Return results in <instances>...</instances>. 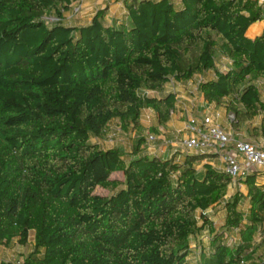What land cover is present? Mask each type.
I'll return each instance as SVG.
<instances>
[{
  "label": "trees",
  "instance_id": "trees-1",
  "mask_svg": "<svg viewBox=\"0 0 264 264\" xmlns=\"http://www.w3.org/2000/svg\"><path fill=\"white\" fill-rule=\"evenodd\" d=\"M80 2L0 0V246L33 235L20 261L0 264H190V240L207 249L197 264H264L258 173L239 180L245 215L241 192L224 200L227 174L207 163L195 169L208 154L161 159L141 148L143 137L129 153L90 141L113 119L141 132L144 108L164 125L176 102L167 83L195 76L204 101L233 115V130L260 117L252 135L264 133L254 83L264 79V32L246 36L264 8L257 0H121L119 21L108 22L104 7L85 26L62 24ZM233 228L234 246L224 237Z\"/></svg>",
  "mask_w": 264,
  "mask_h": 264
},
{
  "label": "crops",
  "instance_id": "crops-1",
  "mask_svg": "<svg viewBox=\"0 0 264 264\" xmlns=\"http://www.w3.org/2000/svg\"><path fill=\"white\" fill-rule=\"evenodd\" d=\"M257 2L259 5H261L262 8H264V0H257ZM104 7L108 8V13L106 16V19L108 20V22L119 21L123 19L125 16L126 10L122 5L121 0H81L79 16L76 15L77 14L76 13L74 18L68 19L73 16L72 14H68V12L72 13V9L65 10L62 13V24L66 26H72V27L85 26L89 23L95 11L97 9H101ZM262 32H264V20L257 21L251 24L246 31V36L249 38H254L260 35ZM217 61H218V65L222 64L223 67L224 66L226 67L228 65V61L224 58H218ZM211 76L212 75L208 74V77H211ZM201 79H202L201 76H195L193 77V79L188 80L186 83H179V82L167 83L166 91H172L175 94L176 102H175L174 113H172L170 120L164 125L158 124L157 117L149 108L142 109L141 111L142 131L141 132H145V135L142 136L144 138V141H145V136L148 133H154L157 135V141L153 144V146H155L156 148L160 147V145L162 144L161 139H166L169 142H172L174 146L177 145V147H173L169 145H167V147L165 148L161 147L159 150H157V152L152 154L150 152V149L147 150V145L145 144V142H143V144L141 145V148L144 151H146L148 154L158 156L161 159H168L173 156L175 160H180L182 156L186 154V152L182 150V148L179 146V143L181 142V140L187 137V133L184 131V127H185L186 122L189 120H195L198 123H205L206 121L214 122L218 124L221 128H223L225 131L232 132L233 135L237 138L245 139V140L252 141L258 144H262L261 142H264V138H262L264 137V133H260L257 137H254L252 135L253 133L252 129L254 125L251 126L250 133L247 132L248 126H244L242 129L233 130L230 126V122L227 119V115L229 112H227L222 107H216L213 104H208L204 101L201 93L199 92L197 88V83ZM150 93L155 94L153 92H150ZM147 111H149V113L152 114L151 115L152 119L148 121L153 122L151 124L153 125L151 128H154L155 131L151 130V128L150 130H147V131L144 130L146 126H144L143 122L147 123L148 121L143 120L142 116L143 114L145 115ZM115 120L117 119H113L111 122ZM129 131L130 130H122L120 133L118 130V132H116L115 134H111L114 136L113 137L114 139L112 138L114 142L113 141L109 142L111 146L102 145V142H101V139L103 140L105 139L107 135H109L107 134V131L102 137L91 138L92 140L90 139V141L97 142L102 149L120 148L124 151V153H129L132 146L136 143V141L132 142L129 139L127 140L128 137L133 136V134L130 135ZM134 132L136 131L134 130ZM118 142H121V145L123 148H121V145L117 144ZM150 148H152V146ZM187 153L192 154L194 152H187ZM208 155L211 156V158H207L203 160L200 166H202V164L204 163H207L214 168H219L220 165H219V161L217 157L213 154H208ZM256 181L257 183L264 184V179H262L260 176H258ZM241 186L244 187L243 191L240 189ZM236 191H239L243 194V198L241 199V201H243L244 206L241 208V204L239 203V208L246 215L248 211V202L245 197L246 187L244 184H239L238 186H235V187H232L229 185L228 192L224 200H227ZM222 215L223 213L221 214L220 218L217 219L218 221L215 219V225L216 223L218 225L222 222ZM257 241H258L257 239H253V242L257 243ZM15 259L16 258L12 260L9 257L7 258L0 257V260H5V261L7 260L14 261Z\"/></svg>",
  "mask_w": 264,
  "mask_h": 264
},
{
  "label": "built area",
  "instance_id": "built-area-1",
  "mask_svg": "<svg viewBox=\"0 0 264 264\" xmlns=\"http://www.w3.org/2000/svg\"><path fill=\"white\" fill-rule=\"evenodd\" d=\"M178 1V0H175ZM80 4L73 7V13H77ZM54 22L56 19L50 17ZM51 21V22H52ZM49 23L48 21H46ZM144 93V92H143ZM142 93V94H143ZM233 115L228 113L227 119L231 122ZM184 131L187 137L179 143L184 152H194L196 154H213L219 161L218 170L227 174L231 183L230 186L235 187L241 184L239 180L251 172H256L264 179V142L258 144L245 139L237 138L230 131H225L214 122L198 123L195 120L186 122ZM162 144L156 148L153 144L157 141V135L148 133L145 136V144L147 150L154 154L161 147L173 146L172 142L161 139ZM152 148H150L151 146ZM224 237L232 246L239 243V230L233 228L229 232L224 233ZM200 238L208 239L207 233L201 235ZM17 264L20 262L17 261Z\"/></svg>",
  "mask_w": 264,
  "mask_h": 264
},
{
  "label": "rangeland",
  "instance_id": "rangeland-1",
  "mask_svg": "<svg viewBox=\"0 0 264 264\" xmlns=\"http://www.w3.org/2000/svg\"><path fill=\"white\" fill-rule=\"evenodd\" d=\"M79 13H80V9H79V11L77 12V14L76 13H73V7H72V13L71 12H68V14H72L73 16L72 17H70V18H68V19H71V18H74V16H75V14L76 15H78L79 16ZM45 21H48V22H51L52 21V19L49 17V16H47V17H45ZM53 22V21H52ZM220 67H221V69H225V66L223 67L222 66V64H220L219 65ZM254 83L258 86V88H259V92H260V96H261V99L262 100H264V79H256V80H254ZM169 86V85H168ZM145 94L146 95H149V96H152V95H155V94H151L150 92H145ZM152 114L151 113H149V111H147L146 112V114L144 115L143 114V116H142V119L143 120H151L152 119V116H151ZM259 118L260 117H256L252 122H250V123H248L246 126H248L247 127V132L248 133H250L251 131V126H255V125H258V123H259ZM153 122H151V121H148L147 123H145V122H143V124H144V126H146L145 128H144V130L145 131H147V130H150V128L153 126V125H151ZM119 128V129H118ZM118 130H119V132L121 133V131L123 130V129H121V127H120V124H119V121L118 120H115V121H113V122H111L110 124H109V127H108V130H107V134H109V135H107L106 137H105V139H101V142H102V145H107V146H111V144L109 143L110 141H113L112 140V138L114 137L113 135H111V134H115L116 132H118ZM126 130H130L129 132H130V135L131 134H133V136L132 137H128L127 138V140L129 139L130 141H136L137 140V138H139V136H140V134H141V136L140 137H142L143 135H145V132H141V133H139V132H134V130H132L131 128H129V129H126ZM134 132V133H133ZM120 135V134H119ZM262 138H264V137H262ZM114 139V138H113ZM144 139V138H143ZM92 140V139H91ZM260 141H261V139H260ZM114 142V141H113ZM117 144H119V145H121V142H118ZM121 148H123L122 147V145H121ZM126 149V148H125ZM201 163H199V164H196V165H194V167H195V169H197V170H200L201 169ZM111 178H118V179H122L123 178V175H122V173L121 172H116V173H113L112 175H111ZM240 189L243 191L244 190V187L243 186H241L240 187ZM94 193H96V194H101V195H106L107 194V192L106 191H104V190H102L101 188H96L95 190H94ZM240 204H241V208L244 206L243 204V201H241L240 202ZM245 208V207H244ZM209 213L212 215V217L214 218V219H219L220 218V216H221V214H222V212H221V210H220V208H215V209H211V210H209ZM218 221V220H217ZM216 225H217V223H216ZM228 241V240H227ZM200 242L204 245L205 244V242H206V240L204 239V238H200ZM32 246H33V235H32V232H30L29 233V237H28V241H27V243L25 244V245H19L17 242H16V240H13L11 243H10V245H8V246H3V245H1L0 246V257L2 258H7V257H9L10 259H14V258H16L15 260H21L22 259V255H24V254H26L27 252H29L31 249H32ZM189 249L191 250V252L188 254V256H187V258H186V260L188 261V262H190V264H197L198 262H199V259H200V251L201 250H207L206 249V246H205V248H199V247H195V245H194V241L193 240H190L189 241Z\"/></svg>",
  "mask_w": 264,
  "mask_h": 264
}]
</instances>
